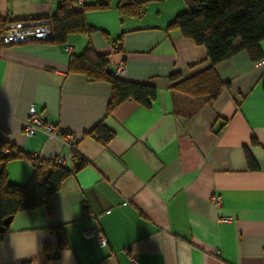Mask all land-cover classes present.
<instances>
[{"label":"crops","instance_id":"0c3cea01","mask_svg":"<svg viewBox=\"0 0 264 264\" xmlns=\"http://www.w3.org/2000/svg\"><path fill=\"white\" fill-rule=\"evenodd\" d=\"M118 2L86 10L94 30L69 34L65 44L0 46V137L31 157L70 153L59 137L23 134L33 102L45 122L74 133L75 153L87 161L50 197V214L14 215L0 233V264H264V40L256 62L234 40L237 51L214 67L229 85L207 102L173 88L210 65L202 45L166 29L183 0H135L133 16L120 14ZM55 6L0 0V20L51 16ZM88 43L108 54L113 74L122 63L118 77L156 88L150 108L126 99L106 113L109 84L67 72L70 54ZM99 123L113 133L105 144L90 135ZM4 171L8 182L25 185L33 167L20 158ZM91 228L106 245L84 237Z\"/></svg>","mask_w":264,"mask_h":264},{"label":"trees","instance_id":"16d2710c","mask_svg":"<svg viewBox=\"0 0 264 264\" xmlns=\"http://www.w3.org/2000/svg\"><path fill=\"white\" fill-rule=\"evenodd\" d=\"M79 0H56L54 13L49 16L51 35L47 42L56 45L65 44L69 34L89 33L94 30L84 19L88 9H103L109 6V0H95L93 3H81V9L74 4ZM184 9L167 25L166 29H178L184 37L205 48L210 65L198 74L173 85V88L192 96L205 95L207 102H212L228 82H222L216 74L215 65L231 55L237 48L235 39L241 42V49L246 50L251 61L262 58L259 44L264 40V0H183ZM141 4L135 0H119L117 8L122 15H137ZM5 22L0 20V29ZM68 73L82 74L90 81H104L110 86L111 94L106 113L126 99H132L146 108L155 101L156 88L149 83L129 81L118 77L108 68V54L97 53L88 43L78 54H70ZM177 75L171 76L175 79ZM97 141L107 143L113 133L101 123L90 131ZM77 140V139H76ZM76 145V141H75ZM249 168L255 169L256 163L246 153ZM26 158L33 171L25 185L8 182L4 165L14 159ZM87 164L79 155H74L72 169L56 163L53 159L31 157L0 137V233L8 230L14 215L19 211L43 208L50 214L49 200L61 186V183L74 172ZM60 249L68 244L61 228L54 229ZM47 252L48 247L43 246ZM18 264H30L22 262Z\"/></svg>","mask_w":264,"mask_h":264},{"label":"built area","instance_id":"2783aa9c","mask_svg":"<svg viewBox=\"0 0 264 264\" xmlns=\"http://www.w3.org/2000/svg\"><path fill=\"white\" fill-rule=\"evenodd\" d=\"M84 0H79L81 4ZM51 22L50 17L30 18L25 20H12L9 21L2 29H0V46L22 44L29 42H39L48 39L51 35ZM63 49L67 52L71 51L70 46L65 45ZM124 66L119 64L115 70V74L123 71ZM22 132L25 136H33L37 132H43L49 137H59L63 144L69 147V154H58L53 160L61 165L72 169L74 165L75 155V141L76 137L70 130H62L57 125L45 122L41 114L36 110L35 103H30L28 106V114L22 123ZM37 157V156H35ZM39 157V156H38ZM213 204H220L221 197L214 194L210 198ZM84 237H92L95 239L99 246L106 245V238L104 234L97 228H91L84 231ZM264 259V254H263ZM133 262L136 263L133 258Z\"/></svg>","mask_w":264,"mask_h":264}]
</instances>
